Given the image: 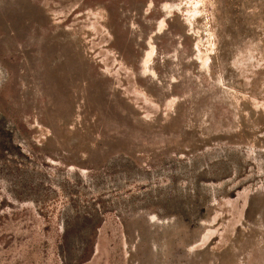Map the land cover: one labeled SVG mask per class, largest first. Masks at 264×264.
Returning <instances> with one entry per match:
<instances>
[{
  "label": "rangeland",
  "instance_id": "374dc122",
  "mask_svg": "<svg viewBox=\"0 0 264 264\" xmlns=\"http://www.w3.org/2000/svg\"><path fill=\"white\" fill-rule=\"evenodd\" d=\"M0 264H264V0H0Z\"/></svg>",
  "mask_w": 264,
  "mask_h": 264
}]
</instances>
